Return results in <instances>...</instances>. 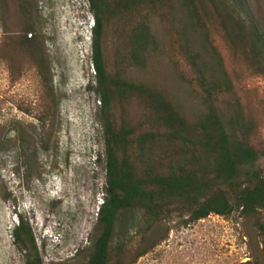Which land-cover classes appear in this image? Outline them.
<instances>
[{
    "label": "trees",
    "instance_id": "1",
    "mask_svg": "<svg viewBox=\"0 0 264 264\" xmlns=\"http://www.w3.org/2000/svg\"><path fill=\"white\" fill-rule=\"evenodd\" d=\"M248 2L88 0L106 175L100 231L84 264H135L171 230L211 214L233 218L249 238L248 259L240 264H264V106L247 103L236 86L242 75L264 78V0H255L253 17ZM32 5L0 0V17L6 19L11 8L17 34L12 47L33 63L45 96L52 93V76L31 24ZM147 6L170 19L169 40L179 58L171 79L154 71L140 79L124 66L109 65L107 32L114 26L120 34L127 21L134 23L128 35L131 66L146 69L157 54L162 38L149 20H134ZM4 142L0 137V146ZM14 235L27 250V264H43L23 218Z\"/></svg>",
    "mask_w": 264,
    "mask_h": 264
},
{
    "label": "rangeland",
    "instance_id": "2",
    "mask_svg": "<svg viewBox=\"0 0 264 264\" xmlns=\"http://www.w3.org/2000/svg\"><path fill=\"white\" fill-rule=\"evenodd\" d=\"M32 1L31 24L47 55L52 93L44 96L33 63L14 51L17 34L9 8L6 19L0 17V51L7 58L0 57V137L5 141L0 146V264H27V250L14 235L20 218L31 228L43 264H84L100 231L106 175L100 101L94 91V16L88 0ZM248 3L253 17L255 0ZM161 14L160 8L147 6L134 17L149 20L162 38L146 69H134L129 61L128 35L134 23L125 22L120 34L114 26L108 30L111 69L119 64L140 79L153 71L175 77L179 58L169 40V16ZM239 78L236 86L243 99L264 106V78ZM45 105L50 113L43 115ZM261 137L264 141V125ZM137 225L129 227V234ZM248 242L233 218L211 214L171 230L166 241L135 264H240L248 259Z\"/></svg>",
    "mask_w": 264,
    "mask_h": 264
}]
</instances>
